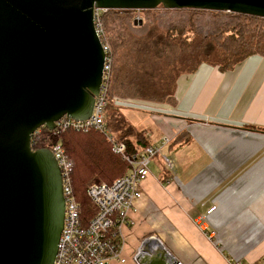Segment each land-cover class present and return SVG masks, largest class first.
<instances>
[{"label": "crops", "instance_id": "crops-1", "mask_svg": "<svg viewBox=\"0 0 264 264\" xmlns=\"http://www.w3.org/2000/svg\"><path fill=\"white\" fill-rule=\"evenodd\" d=\"M174 98V107L126 104L151 113L148 130L124 117L151 145L165 141L171 156L169 169L153 158L133 202L126 264L149 236L180 264H256L264 254V60L223 73L202 64L177 80Z\"/></svg>", "mask_w": 264, "mask_h": 264}, {"label": "water", "instance_id": "water-1", "mask_svg": "<svg viewBox=\"0 0 264 264\" xmlns=\"http://www.w3.org/2000/svg\"><path fill=\"white\" fill-rule=\"evenodd\" d=\"M158 7L264 19V0H0V264L54 262L65 214L60 170L30 140L63 118L92 116L106 58L94 12Z\"/></svg>", "mask_w": 264, "mask_h": 264}, {"label": "trees", "instance_id": "trees-1", "mask_svg": "<svg viewBox=\"0 0 264 264\" xmlns=\"http://www.w3.org/2000/svg\"><path fill=\"white\" fill-rule=\"evenodd\" d=\"M155 10L98 11L95 26L103 47H107L109 72L102 81L104 124L114 141L136 155L152 147L145 130L126 120L121 104L175 106L174 89L180 77L193 75L202 64L226 72L249 57L264 60V19L226 12L181 10L186 18L160 27L135 20L153 19ZM213 16L208 35L196 29L195 17ZM254 131V128L252 129ZM180 139V138H179ZM178 140H176L177 142ZM60 144L73 165L71 185L82 216L94 209L87 189L99 183L111 184L125 175L129 165L113 152L103 132L89 130L50 131L39 128L31 137L32 151L50 150Z\"/></svg>", "mask_w": 264, "mask_h": 264}, {"label": "built area", "instance_id": "built-area-1", "mask_svg": "<svg viewBox=\"0 0 264 264\" xmlns=\"http://www.w3.org/2000/svg\"><path fill=\"white\" fill-rule=\"evenodd\" d=\"M97 12V10L94 12V24ZM97 33L99 35L98 31ZM103 49L106 53L104 79L109 72L110 60L107 58V47ZM105 105L102 87L89 119L80 122L63 118L57 123L55 130L58 128L82 132L94 130L105 133L108 140L112 142L113 152L121 156L129 165V170L111 184L99 183L90 186L86 194L95 212L90 218L82 216L71 185L73 165L66 158L60 144L51 146L49 151L60 170L65 200L64 223L53 264H110L112 262L126 264L123 256L125 249L123 230L132 224L130 213L134 210L133 202L141 197L140 188L149 175V165L153 158L160 154L162 146L166 143L163 141L159 146L148 147L136 155L127 153L124 146L116 143L105 129L103 120ZM132 258L137 264L152 262L180 264L155 236L142 240ZM256 264H264V254Z\"/></svg>", "mask_w": 264, "mask_h": 264}, {"label": "rangeland", "instance_id": "rangeland-1", "mask_svg": "<svg viewBox=\"0 0 264 264\" xmlns=\"http://www.w3.org/2000/svg\"><path fill=\"white\" fill-rule=\"evenodd\" d=\"M185 18H186V15L182 14L181 10H172V11H167V12L158 11L153 19L148 20V19H146V17H141V19H139V17H138V18H136V20H142V22H147V23L152 24V25L164 27V26H167L168 23L181 21ZM214 19L215 18L213 16H210L206 13L203 16L195 17L194 21L196 24L197 31L199 33H201L203 36L208 35L210 33L211 24L214 21ZM136 22L138 23V21H136ZM121 112L129 121L135 122L138 127H141V128L146 127L148 130L149 127L145 126L146 120H147L148 124H152L150 121L151 113L142 111L141 109L137 110L134 107L127 106L126 104H122ZM153 129L154 128H152L151 131L153 133H155L156 130L153 131ZM152 132H151V135L153 134ZM155 135H158V132H156ZM158 156L161 158V159H158L159 162L161 163V165H163V167L169 169V165L171 164V161H170L171 156L169 155V151L163 150V151H161V153ZM167 159L170 162H168ZM151 169H152V171L156 172L158 167L155 165H152ZM127 260L131 264H137L133 260V258H130V259L127 258Z\"/></svg>", "mask_w": 264, "mask_h": 264}, {"label": "bare ground", "instance_id": "bare-ground-1", "mask_svg": "<svg viewBox=\"0 0 264 264\" xmlns=\"http://www.w3.org/2000/svg\"><path fill=\"white\" fill-rule=\"evenodd\" d=\"M77 199V198H76Z\"/></svg>", "mask_w": 264, "mask_h": 264}]
</instances>
